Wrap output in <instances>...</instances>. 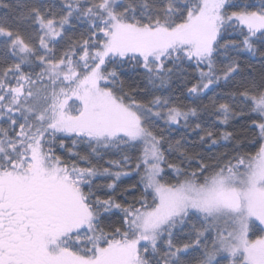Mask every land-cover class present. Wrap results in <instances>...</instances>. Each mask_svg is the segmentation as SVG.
<instances>
[{
    "label": "snow or ice",
    "instance_id": "1",
    "mask_svg": "<svg viewBox=\"0 0 264 264\" xmlns=\"http://www.w3.org/2000/svg\"><path fill=\"white\" fill-rule=\"evenodd\" d=\"M0 9V264H264V0Z\"/></svg>",
    "mask_w": 264,
    "mask_h": 264
},
{
    "label": "trees",
    "instance_id": "2",
    "mask_svg": "<svg viewBox=\"0 0 264 264\" xmlns=\"http://www.w3.org/2000/svg\"><path fill=\"white\" fill-rule=\"evenodd\" d=\"M4 11H5V10L0 9V15H3V14H4ZM186 102H188V101H186ZM241 123H243V121H242ZM237 127H239V125H237ZM220 150L222 151V150H224V149H220ZM252 150H254V149H252ZM135 180H136V177H133V178H131V179H125V182H124V184L122 185V187H127L129 184L135 183Z\"/></svg>",
    "mask_w": 264,
    "mask_h": 264
}]
</instances>
